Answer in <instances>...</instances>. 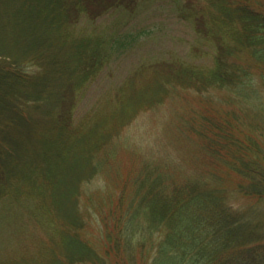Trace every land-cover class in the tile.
Masks as SVG:
<instances>
[{
  "label": "trees",
  "instance_id": "16d2710c",
  "mask_svg": "<svg viewBox=\"0 0 264 264\" xmlns=\"http://www.w3.org/2000/svg\"><path fill=\"white\" fill-rule=\"evenodd\" d=\"M204 2L183 15L195 18L198 38L214 41L213 66L187 64L174 74L198 92L225 89L246 114L254 111L249 132L236 119L208 115L198 129L212 156L240 181L228 190L212 180L218 176L175 182L157 165L142 169L102 218L114 223L101 254L82 236L79 195L99 172L109 138L93 118L73 132L59 107L68 87L84 88L138 35H75L70 27L86 13L98 16L130 0H0L2 214L23 205L29 224L50 227L55 239L39 250L34 243L4 252L2 243L0 264H108L110 254L119 264H137L136 250L143 264H264V9L248 0ZM56 42L67 44L66 53ZM240 54L245 67L232 60ZM127 106L122 98L119 110ZM31 139L41 151L26 145ZM233 192L259 203L234 206Z\"/></svg>",
  "mask_w": 264,
  "mask_h": 264
},
{
  "label": "rangeland",
  "instance_id": "374dc122",
  "mask_svg": "<svg viewBox=\"0 0 264 264\" xmlns=\"http://www.w3.org/2000/svg\"><path fill=\"white\" fill-rule=\"evenodd\" d=\"M235 1L245 3V0ZM248 1L264 9V0ZM204 3V0H130L129 4L120 3L98 16L89 17L86 13L70 27L75 35L96 33L111 37L118 33L132 37L138 34L102 65L84 88L68 87L59 107L61 115L70 118L73 132L93 118L99 131L109 138L99 154L104 158L99 172L88 184H83L79 195L80 217L86 220L82 236L101 254L108 245L106 233L114 223L112 218H102L114 208L120 191L132 188L142 169L157 165L175 182L198 175L218 176L212 180L228 190H234L240 181L212 156L198 129L203 127V117L208 115L212 121L235 123L236 119L239 128L249 132L257 120L251 116L254 111L246 114L243 102L232 99L225 89L198 92L174 74L187 64L213 66L214 41L198 38L195 18L183 15V10L193 13L195 6ZM55 45L56 49L63 46L58 50L66 53L67 44L56 42ZM232 60L245 67V55ZM252 71L256 77L259 69L253 67ZM122 98L129 106L120 111ZM260 137L264 139V135ZM26 145L31 150L43 148L34 139ZM229 201L243 208L259 203L237 192L232 193ZM1 206L2 203L0 244L6 248L4 252L24 244L38 243V250L43 242H47L44 248L47 244L54 245L50 227L29 224L32 219L23 205L18 207V212L12 207L14 210L6 214H2ZM143 256L136 250L137 264H143ZM107 260L108 264H119L112 254Z\"/></svg>",
  "mask_w": 264,
  "mask_h": 264
}]
</instances>
